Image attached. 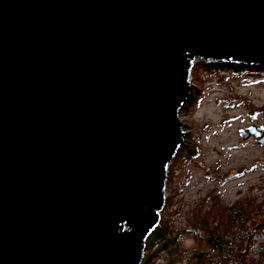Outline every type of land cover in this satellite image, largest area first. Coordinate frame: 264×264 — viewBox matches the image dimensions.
I'll use <instances>...</instances> for the list:
<instances>
[{"label":"water","instance_id":"95a60500","mask_svg":"<svg viewBox=\"0 0 264 264\" xmlns=\"http://www.w3.org/2000/svg\"><path fill=\"white\" fill-rule=\"evenodd\" d=\"M198 58L264 65V0H0V264H142Z\"/></svg>","mask_w":264,"mask_h":264},{"label":"rangeland","instance_id":"374dc122","mask_svg":"<svg viewBox=\"0 0 264 264\" xmlns=\"http://www.w3.org/2000/svg\"><path fill=\"white\" fill-rule=\"evenodd\" d=\"M237 66L233 59L193 60L192 94L179 113L186 124L185 143L168 165L161 210L163 224L180 235L178 246L161 250V240L151 247L146 242V264H169L171 259L194 264L193 251L208 249L192 221L212 210L211 192L220 197L218 215L245 196L257 195L259 201L264 197V146L240 134L242 127L264 124V65L247 66L244 72ZM190 147L199 151L196 157L189 156ZM251 239L247 254L249 246L244 248L243 242L235 247L244 264L260 262L256 248L264 237Z\"/></svg>","mask_w":264,"mask_h":264},{"label":"trees","instance_id":"16d2710c","mask_svg":"<svg viewBox=\"0 0 264 264\" xmlns=\"http://www.w3.org/2000/svg\"><path fill=\"white\" fill-rule=\"evenodd\" d=\"M237 67L243 72L248 70V67L243 64H238ZM190 94H192V89ZM182 148L184 146L180 147V149ZM188 152L189 156L193 158L199 151L195 147H190ZM209 197L215 202L212 210L206 216H198L192 221L194 226L198 225L197 233L203 238L204 245L208 246V249H195L192 253V257H194L192 261L194 264L197 262L199 264H244L240 256L234 252L236 251L235 247L237 242H243V246H249L247 248L244 246L247 254L251 250L249 248H252L251 238L257 235L264 237V197L260 198L259 201L257 195L245 196L239 201L221 207V215H218L220 197L216 196L214 192H211ZM162 220L163 216L161 215L160 222L146 240L147 246L151 247L158 240H161V250L177 247L179 233L168 229ZM222 221L223 227H221ZM253 242L255 243V241ZM256 249L260 260L258 264H264V243L258 245ZM233 259L234 262H232ZM142 263L146 264V260L143 259ZM179 263L178 260L171 259L169 264Z\"/></svg>","mask_w":264,"mask_h":264},{"label":"built area","instance_id":"2783aa9c","mask_svg":"<svg viewBox=\"0 0 264 264\" xmlns=\"http://www.w3.org/2000/svg\"><path fill=\"white\" fill-rule=\"evenodd\" d=\"M165 195H166V192H165Z\"/></svg>","mask_w":264,"mask_h":264}]
</instances>
